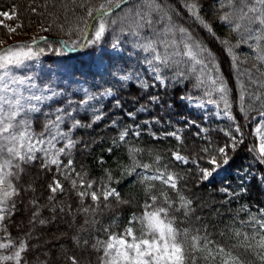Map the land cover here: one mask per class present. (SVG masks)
Segmentation results:
<instances>
[{
    "label": "trees",
    "instance_id": "1",
    "mask_svg": "<svg viewBox=\"0 0 264 264\" xmlns=\"http://www.w3.org/2000/svg\"><path fill=\"white\" fill-rule=\"evenodd\" d=\"M81 2L82 0H0V12L14 17L0 24V41L3 42L0 48L30 44L35 51L43 49L40 55L49 63L60 58H79L75 60L77 65L73 73L75 77L85 81L91 93L96 94V98L84 107L82 113L72 115V118L62 125L65 131H68L73 120H79L82 126L71 131V137L77 143L75 147L67 150L68 154L60 156L61 171L58 172L55 166L50 169L42 168V157L37 153L41 159L23 165L19 181L14 182L20 189V195L15 197L17 208L15 215L6 219L4 224L13 239L23 238L26 232L31 233L28 251L22 254L21 264L25 261L28 264H71L68 257H75L78 264H100L101 253L95 251L92 245L97 239H107L104 228L118 234L128 226L133 214L139 217L157 206L167 207L162 199L157 200L151 208L145 207V204L152 203L146 192L149 184L155 185L151 194L159 196L161 192H167L174 202L173 209H180L170 210L169 215L175 217V227L181 233L185 229L188 230L187 238L183 235L180 237L184 241L186 252L191 249V237L199 235L212 241L208 247L214 255L216 246L219 245L223 246L226 252L230 251L232 255L239 256L243 264H261L259 256L264 255V249L257 246V241L264 235V230L260 229L252 217L264 220V212L261 211L264 210V190L259 185V174L264 176V169L257 164L256 153L250 151V148L255 147L250 128L255 124L253 119L264 112V106L254 98L260 96L264 100V75L261 74L264 72V65H259L254 60V53L247 44L240 43L238 47L233 48L238 57L236 67L233 66L231 57L220 41L227 39L236 45L239 37L219 21L218 0H197L200 15L211 26L215 35L187 12L181 0H166L178 13L173 15L174 21L187 28L216 56L220 72L230 89L232 114L235 118L238 117L237 120L242 124L241 138L244 139L245 131L248 134L246 141L237 143L233 150L232 138L225 133L231 132L237 140L241 133L235 132L238 124L236 120L235 123L226 118L218 120L212 111L206 115L190 109L181 101V96L191 95L205 102L209 97L203 96L201 90L194 89L189 81L182 84L169 83L163 88L155 83L146 65L138 62L144 54L132 48L129 42L131 37L121 35L119 26L109 28L100 43L88 45L87 41L94 38V29H84L83 22L86 19L91 25L93 20L86 16V7H79ZM104 2L105 0H88L87 6L95 9ZM120 12L121 9H116L109 20ZM95 15L94 11L93 16ZM3 25L14 27L15 31L9 35ZM77 26L82 30L77 31ZM34 29H38L36 35H45V38L36 40V37L42 36L20 33L22 30ZM85 31L88 32L87 37ZM118 37L119 45L123 46L125 51L121 56L107 55L109 65L106 69L115 70L113 65L115 68L135 69L141 73V79L149 84L147 89L140 87L135 78L128 82H118L105 70L100 74L92 68L91 64L99 48L112 47ZM46 38L54 40L48 41ZM46 41L48 46L43 47ZM59 44H62L63 48ZM81 47L83 50L79 52ZM66 49L75 53H68ZM84 55H89V59H85ZM253 64H257L261 71L253 68ZM238 77L246 89L245 105H250L246 114L240 111ZM154 83L155 86H152ZM105 88H111L114 95L100 96L99 93ZM153 96L160 97L158 103L149 99ZM71 97L76 100L85 99L78 94ZM69 98L64 95L56 106L67 105ZM211 99H218V96L214 95ZM221 108L222 105L219 109ZM129 113L134 115L130 116ZM97 115L102 118L95 120ZM46 119L44 113L33 116V127L37 132L43 129ZM122 132L127 135L120 140ZM172 132L181 139L177 140L175 136L169 135ZM63 143L57 144V147H62ZM226 145L229 146L226 148L228 163L224 164V157L219 154L218 149ZM133 149L134 152L130 151ZM176 152L184 156L187 163L175 160L173 153ZM213 156L216 157L219 167L209 163ZM157 157H160L159 161ZM69 159L72 161L71 166L64 167ZM134 164L140 165L135 171L132 170ZM144 164L150 167L145 169ZM214 167L216 170L212 175L207 180L202 179L201 170L211 171ZM158 171L164 172L165 175L174 174L177 177V189L173 190L158 180L144 181L145 176L157 175ZM77 173H87L84 177L85 188L87 182H95L89 191L95 190L99 193L102 187L115 188L121 200L128 203H119L110 197L106 202H97L96 211L83 212V208L89 207L93 202L90 196H86L82 204L77 195L82 189L72 187V180H76L79 185L80 177ZM54 180H59L63 185L62 192H50L49 184ZM178 194L191 201L187 208L181 207ZM49 196L54 199L49 200ZM33 201L36 202L35 205ZM105 203L108 207L104 206ZM202 209L207 212L206 215ZM33 211H38L39 215L30 223ZM65 219L70 226L64 223ZM40 220L45 223L40 224ZM85 220L90 223L85 224ZM137 224L135 229L139 228ZM58 231L61 233L54 237V233ZM235 231H239L241 235L234 237ZM245 234L248 240L244 239ZM3 235L5 234L0 232V236ZM85 240L88 241L87 244H84ZM203 243L202 239L201 244ZM240 244H251L252 247L245 252L244 248L239 247ZM234 245L236 247H233ZM43 247L47 250H42ZM11 251L0 250L3 254H10ZM195 255V264H221L223 259H227L226 254H219L214 260H205L207 249L196 252ZM3 264L14 262L7 261Z\"/></svg>",
    "mask_w": 264,
    "mask_h": 264
},
{
    "label": "snow or ice",
    "instance_id": "2",
    "mask_svg": "<svg viewBox=\"0 0 264 264\" xmlns=\"http://www.w3.org/2000/svg\"><path fill=\"white\" fill-rule=\"evenodd\" d=\"M75 2V0H73ZM88 0H82L79 7H86V16L92 18L93 23L88 24L84 20V29L91 27L94 29L93 39L87 41L88 45H95L101 42L102 37L106 31L112 26H119L121 35L131 37L129 41L132 48L139 53H143L142 59L138 62L147 66V71L155 83L166 87L169 83L182 84L185 81L192 83V87L201 90L203 96L209 97L206 101L210 104H215L218 108L221 107L223 117L235 123V116L232 114V103L229 99L230 89L227 82L220 72L219 63L215 54L202 41L196 39L192 33L180 24H177L173 15L178 13L175 8L166 3V0H105L98 8L93 9L87 6ZM182 6L187 12L198 21L209 32H212L211 26L200 15V6L197 0H181ZM219 5V21L226 25L230 32L235 33L239 40L236 45H233L229 40L223 39L220 41L225 46V51L232 59L233 66L236 67L238 57L234 54L233 48L238 47L240 43L247 44L254 53V60L259 65H264V0H218ZM127 6V7H122ZM227 11H224V9ZM121 9L115 18L109 20L110 15L116 10ZM13 11H15L13 9ZM33 11H35L33 9ZM95 11L96 15L93 16ZM0 16L6 19H13L12 15L0 12ZM96 21H99L97 24ZM2 24V22H0ZM8 34L11 35L15 29L7 25H3ZM22 27V25H18ZM47 31V29H45ZM77 31L82 29L77 26ZM71 34V33H69ZM215 35L214 32H212ZM88 32L85 31V36ZM41 39H44L43 37ZM3 42L0 41V44ZM35 43V41H33ZM64 43V42H62ZM75 43V42H74ZM120 44L119 37L113 43L112 47L118 48ZM43 49L38 51L33 50L31 45L22 44L0 48V232L5 235L0 236V250L12 251L10 254H3L0 252V264L11 261L14 264H21L23 259L22 254L28 251V239L31 238V233L26 232L23 238L13 239L8 233L7 226L4 224L6 219H10L15 215L17 202L15 197L20 195V189L16 187L14 182H18L20 175L23 172V165L31 163L37 159H41V167L50 169L55 166L56 170L61 171L62 161L60 156L68 154L67 150L75 147L77 141L71 137V131L74 128L81 127L79 120H73L68 131L62 128L67 119L72 118L74 109H65L58 107L52 113L45 114L47 119L44 122L43 129L37 132L33 127L34 114L41 112V105L45 102L52 101L55 97L63 95L62 92L57 91L51 85L40 87L35 83L32 77L17 75L14 69L25 65L27 61H32L37 58ZM115 70L105 69V71L115 78L118 82H128L134 78L139 81V86L147 89L149 84L141 79V73L135 69L115 68ZM253 68L257 71L261 69L257 64H253ZM264 75V72L261 73ZM155 83L152 86H155ZM239 86V105L241 113H247L250 105H245L246 89L243 83L237 78ZM86 92V98L80 101L81 106H87L88 103L96 98V94ZM100 96H111L113 91L111 88H105ZM214 95L218 99H211ZM259 100L264 106V100L260 96L254 97ZM151 101L158 103L160 97L153 96L149 98ZM181 99L192 103L196 98L191 95L181 96ZM69 106L71 101H68ZM119 104V101H117ZM205 101L200 99L197 107H203ZM129 115H134L129 113ZM264 116V112H261ZM102 117L97 115L95 120ZM264 123V122H262ZM236 133H241V128L237 124L235 127ZM139 133H137L138 135ZM231 136L233 143L231 144L234 150L237 143L243 141L236 140L231 132L225 133ZM127 135L122 132L120 140H123ZM180 140V136L175 132L169 133ZM242 135V133H241ZM256 135L260 137L259 149L256 147L250 148V151L256 153V158L260 163H264V133L258 127ZM63 143L62 147H57V144ZM220 147L218 152L224 157L223 163H228V155L226 148ZM111 151V149H109ZM134 152L135 150H130ZM207 151V149H205ZM41 154V157L37 156ZM173 157L177 161L187 163L184 156L178 152L173 153ZM159 161L160 157L156 158ZM209 163L219 167L217 159L213 156ZM71 159L68 160L67 165L70 167ZM138 164H134L133 171ZM150 165L144 164L143 168L148 169ZM214 167L211 171L202 169V179L207 180L216 170ZM87 173H77L80 177L79 185L76 180H72V187L82 189L77 192L83 204L84 198L90 196L92 205L83 208V212L96 211L98 209L99 201H108L110 197L116 199L119 203H128L121 200L120 194L115 188L102 187L99 193L95 190L89 191L93 188L94 181L87 182L85 188L84 177ZM67 179L68 177L65 176ZM110 178V177H109ZM144 181H161L173 190L177 189V177L174 174L165 175L164 172H159L154 176H145ZM264 179V178H262ZM153 184H149L146 188L151 204H145L146 208H151L156 204L157 200L162 199L163 204L150 212H144L141 216L135 214L128 221V226L120 233H112L108 228L103 231L107 234L106 240L97 239L92 245V248L100 252V264H195L197 259L195 253L203 252L207 249L205 260L211 258L214 260L216 255L226 254L227 259H223L221 264H243L239 256H234L230 251L226 252L223 246H216V254H213L211 248L208 247L212 241L207 240V237L192 236V244L189 252H186L184 241L180 239L183 235L188 237V230L185 229L183 233L175 227V217H170V210L179 211V208L173 209V201L168 196L167 192H161L159 196L151 194ZM51 193H56L58 190L63 191V185L59 180H54L49 184ZM227 191V189H222ZM179 195V194H178ZM54 199L49 196V200ZM181 207L187 208L191 201L184 196L179 195ZM34 205L35 201L32 202ZM108 207L107 203L104 205ZM63 211V209H61ZM264 212V210H261ZM39 215L38 211H33V223L35 217ZM187 215V212H185ZM261 230H264V220H256ZM44 224V220L39 221ZM90 223L85 220V224ZM139 224L140 228L135 229V224ZM138 233V234H137ZM241 233L235 231L234 237H239ZM203 239L204 243L201 244ZM248 240L247 234L244 236ZM79 244V241H77ZM88 241L85 240L84 244ZM257 246L264 249V235H261ZM233 247H236L234 245ZM239 247L244 248L247 252L252 245L240 244ZM71 264H78L75 257H68ZM261 264H264V255L259 256ZM24 264H28L27 261ZM47 264V262H44Z\"/></svg>",
    "mask_w": 264,
    "mask_h": 264
},
{
    "label": "rangeland",
    "instance_id": "3",
    "mask_svg": "<svg viewBox=\"0 0 264 264\" xmlns=\"http://www.w3.org/2000/svg\"><path fill=\"white\" fill-rule=\"evenodd\" d=\"M6 20H8V19H6L3 16L0 17V22L5 23ZM12 28H14V27H12ZM29 31L28 30H26V31L22 30V32H20V33H25V35H31L32 36V35H36V31H38V29H34L33 31L29 30ZM25 35H19V36H23L25 38V37H27ZM36 36H42L43 38H45V35H36ZM36 36H34V37H36ZM16 37H13V38H16ZM42 37H36V40H38L39 38H42ZM65 38L68 39V36H66ZM46 39H48V41L54 40L53 38H46ZM13 40H16V39H13ZM48 41L45 42V46H43V47L48 46ZM59 46L61 48H63L62 44H59ZM66 51H68V53L72 52V51H69L67 49H66ZM123 51H125V48L123 46H120V45L118 48H115V49L113 47H110V48L100 47L95 58H94V60H93V63L91 64L92 68L97 73H100V74L103 73L104 70L109 65V60L107 58V55L121 56V55H123ZM79 52H82V50ZM60 53H61V51H60ZM83 57L85 59H89V55H84ZM83 57H81V58L83 59ZM69 59L60 58V59L53 60L52 63H49L46 61L45 57H43L42 55H39L37 58L33 59L32 61H27L25 63V65L21 66L20 68L14 69V71L16 72L17 75L32 77L33 81L35 83H37V85L40 87H44L45 85H51L57 91H60L63 93V95L55 97L52 101H48V102H45L44 104H42L40 106L41 107L40 113H44V114L52 113L58 107L65 108V109H69V108L74 109V111L72 112V115H75L76 113H82L83 112L85 106H83V107L81 106V104H80L81 100H76L74 97H71V96L74 94H78L79 96L86 98L85 90H87V92H90V91L88 90L87 86L85 85V81L81 80L78 77H75V74L73 73L74 68L77 65V63H76L77 61H75V60H79V58H76L75 60L73 58H72V60L71 59L69 60ZM146 68H147V66H146ZM162 88H163V86H162ZM64 95L65 96L67 95L68 97H70L66 101L67 105L65 104V105L56 106L57 102L59 100H61L62 97H64ZM113 95H111V96H113ZM69 100L72 102L70 106L68 103ZM92 101L93 100H91L88 104H90ZM181 101L184 102L186 105H188V107L190 109L202 111L203 113L208 112L211 109H213V105L212 104H206V102H205L203 107H197L196 104L199 103L200 99H195L192 103H189L188 101L183 100V99ZM214 111H215L214 114L217 116L218 120H221L224 118L222 112L220 110H218L217 107L214 108ZM40 113L34 114V116L39 115ZM236 117H237V115H236ZM46 118H47V116H46ZM237 119H239V118L237 117L235 120L238 123V125L241 127L242 124ZM253 120H255L254 121L255 124H252V126L250 128V132H251V135H253V138L255 139V147L257 148V152H258L259 144H260V137L256 135V129L259 127L261 129V132L264 133V123H262V122H264V116H261V114H260L258 118H254ZM247 135H248L247 131H245L243 133V136H244V139H243V138H241L242 135L240 134L239 137L237 138V142L241 141V140L243 142L246 141ZM257 164L260 165L264 169V163H260L259 161H257ZM259 176L261 177V179L264 178V176H261L260 174H259ZM259 185L261 186L262 190H264V179L261 180ZM202 212L204 213V215H206V213H207L203 209H202ZM64 223L66 225L70 226V223L67 222L66 219L64 220ZM137 225L140 228V225L139 224H137ZM60 233H61V231L55 232L54 237L58 236ZM51 248H52V245H51ZM42 250L46 251L47 248L43 247Z\"/></svg>",
    "mask_w": 264,
    "mask_h": 264
}]
</instances>
